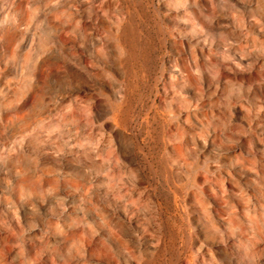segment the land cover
<instances>
[{
  "label": "rangeland",
  "instance_id": "1",
  "mask_svg": "<svg viewBox=\"0 0 264 264\" xmlns=\"http://www.w3.org/2000/svg\"><path fill=\"white\" fill-rule=\"evenodd\" d=\"M0 264H264V0H0Z\"/></svg>",
  "mask_w": 264,
  "mask_h": 264
},
{
  "label": "bare ground",
  "instance_id": "2",
  "mask_svg": "<svg viewBox=\"0 0 264 264\" xmlns=\"http://www.w3.org/2000/svg\"><path fill=\"white\" fill-rule=\"evenodd\" d=\"M169 138H170V137H169ZM170 139H171V138H170ZM173 139H175V138H173ZM173 139H172V140H173ZM167 140H168V139H167ZM168 141H169V140H168ZM178 146H179V148H178L179 150L177 149V151H181V150H180V145H178ZM182 146H183V145H182ZM175 148H177V147L175 146ZM114 151H116V150H114ZM116 153H117V151H116Z\"/></svg>",
  "mask_w": 264,
  "mask_h": 264
}]
</instances>
